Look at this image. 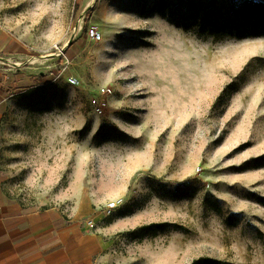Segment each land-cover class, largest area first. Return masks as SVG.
<instances>
[{
  "label": "rangeland",
  "instance_id": "rangeland-1",
  "mask_svg": "<svg viewBox=\"0 0 264 264\" xmlns=\"http://www.w3.org/2000/svg\"><path fill=\"white\" fill-rule=\"evenodd\" d=\"M88 1L0 0L8 200L85 226L95 264H264V25H224L238 0H95L81 16Z\"/></svg>",
  "mask_w": 264,
  "mask_h": 264
},
{
  "label": "crops",
  "instance_id": "crops-1",
  "mask_svg": "<svg viewBox=\"0 0 264 264\" xmlns=\"http://www.w3.org/2000/svg\"><path fill=\"white\" fill-rule=\"evenodd\" d=\"M11 85L0 82V91ZM0 180V264H95L103 243L85 226L51 211L27 212L9 201Z\"/></svg>",
  "mask_w": 264,
  "mask_h": 264
},
{
  "label": "trees",
  "instance_id": "trees-1",
  "mask_svg": "<svg viewBox=\"0 0 264 264\" xmlns=\"http://www.w3.org/2000/svg\"><path fill=\"white\" fill-rule=\"evenodd\" d=\"M230 19L229 21H222L223 16L221 14L216 15L214 19V26L220 27V22H224V25L232 24L235 27H241L244 31L248 30L250 33H254V26L257 25L259 28L264 25V3L254 2L252 0H238L233 1L230 4ZM208 24H210L208 22ZM250 26V28H248ZM259 30L257 31V34ZM75 43L72 41L64 52L69 50L71 46ZM5 92H11L12 89L6 88L3 90ZM193 264H222L221 262L210 259V258H201L195 261Z\"/></svg>",
  "mask_w": 264,
  "mask_h": 264
},
{
  "label": "built area",
  "instance_id": "built-area-1",
  "mask_svg": "<svg viewBox=\"0 0 264 264\" xmlns=\"http://www.w3.org/2000/svg\"><path fill=\"white\" fill-rule=\"evenodd\" d=\"M88 37L92 40V41H98L100 39L99 34L96 32L95 29H90L88 31ZM69 84L71 85H76L78 84L77 80L75 78H70L68 79ZM111 93L109 88L106 87H102L98 90L96 96L92 97L90 99V104L92 106V108L94 109V111L96 113H100L104 110V108L106 107L107 103H106V98L107 96ZM120 201H113L110 202L107 206L106 209L107 211H111L115 208H117L118 206H120ZM90 224V222H88Z\"/></svg>",
  "mask_w": 264,
  "mask_h": 264
},
{
  "label": "bare ground",
  "instance_id": "bare-ground-1",
  "mask_svg": "<svg viewBox=\"0 0 264 264\" xmlns=\"http://www.w3.org/2000/svg\"><path fill=\"white\" fill-rule=\"evenodd\" d=\"M94 1H95V0H89V1L85 4V6H84V8H83V11L81 12V16L85 13V11H87V10H89V9L91 8V6H92V4H93ZM70 39H71V38H70ZM70 39H68V40L66 41V43H65V44L63 45V47L61 48V51H63V50L67 47V45H68Z\"/></svg>",
  "mask_w": 264,
  "mask_h": 264
},
{
  "label": "water",
  "instance_id": "water-1",
  "mask_svg": "<svg viewBox=\"0 0 264 264\" xmlns=\"http://www.w3.org/2000/svg\"><path fill=\"white\" fill-rule=\"evenodd\" d=\"M69 44H70V43H68V45H69ZM68 45H67V46H68ZM63 51H64V50H63Z\"/></svg>",
  "mask_w": 264,
  "mask_h": 264
}]
</instances>
